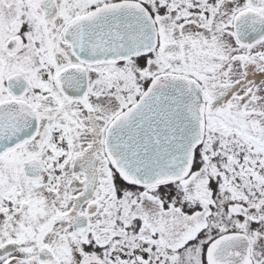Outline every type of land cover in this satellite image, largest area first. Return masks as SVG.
Listing matches in <instances>:
<instances>
[{"label":"snow or ice","instance_id":"6c2138e0","mask_svg":"<svg viewBox=\"0 0 264 264\" xmlns=\"http://www.w3.org/2000/svg\"><path fill=\"white\" fill-rule=\"evenodd\" d=\"M0 264H264V0H0Z\"/></svg>","mask_w":264,"mask_h":264}]
</instances>
